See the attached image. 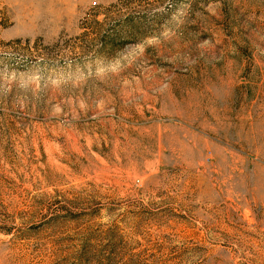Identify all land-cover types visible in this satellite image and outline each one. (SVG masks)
I'll return each instance as SVG.
<instances>
[{"label":"rangeland","instance_id":"1","mask_svg":"<svg viewBox=\"0 0 264 264\" xmlns=\"http://www.w3.org/2000/svg\"><path fill=\"white\" fill-rule=\"evenodd\" d=\"M0 264H264V0H0Z\"/></svg>","mask_w":264,"mask_h":264}]
</instances>
